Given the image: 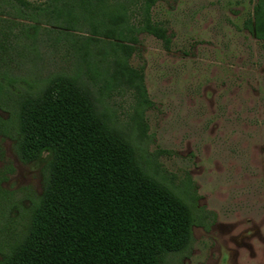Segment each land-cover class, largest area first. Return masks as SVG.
Returning <instances> with one entry per match:
<instances>
[{
    "label": "rangeland",
    "instance_id": "obj_1",
    "mask_svg": "<svg viewBox=\"0 0 264 264\" xmlns=\"http://www.w3.org/2000/svg\"><path fill=\"white\" fill-rule=\"evenodd\" d=\"M254 2L158 0L153 20L167 28L170 47L143 33L131 59L134 67L144 68L154 102L146 114L150 150L170 151L160 160L163 166L180 179L191 177L201 196L199 206L216 216L210 233L194 229L192 255L185 264H264V45L245 28ZM49 45L38 43L46 71L66 69V60ZM24 74L25 68L16 71ZM114 102L124 119L131 111L132 97H117ZM90 118L87 108L64 85H57L46 102L31 106L26 115L29 141L24 147V157L31 161L23 162L14 143L0 138L6 161L15 169L4 188L16 192L15 199H22L24 191L40 194L42 171L52 157L44 147L56 144L61 150L57 181L68 190L73 185L74 197L62 191L66 200L61 202L56 192L50 203L61 206L65 222L78 219L87 194L79 192L87 180L86 167L92 171L99 164L102 168L103 160H97L95 152L113 149L100 133L99 123ZM114 151L127 159L125 148ZM88 192L91 200L111 199L100 185H88ZM174 209L172 215L179 217L165 228L170 226L171 247L178 249L184 243L185 220ZM115 221L112 217L110 227L92 235L107 243L106 252H115L113 264H141L139 257L148 261L143 231L149 230L150 221L143 224V215L127 233L122 224L110 233ZM39 245L35 242L14 264H27ZM76 248L77 262L91 249L85 243ZM176 259L170 257L174 264Z\"/></svg>",
    "mask_w": 264,
    "mask_h": 264
},
{
    "label": "trees",
    "instance_id": "obj_2",
    "mask_svg": "<svg viewBox=\"0 0 264 264\" xmlns=\"http://www.w3.org/2000/svg\"><path fill=\"white\" fill-rule=\"evenodd\" d=\"M157 1L0 0V110L6 115L0 116V134L12 138L16 154L23 162H30L24 157L29 141L28 109L46 102L57 85H64L87 108L89 118L99 123L100 133L113 143V149L95 152V158L103 160L102 168L99 164L92 171L86 167L87 180L79 188V192H87L82 210L78 219L68 222L61 206L50 203L56 192H60L61 202L66 200L62 191L74 197L73 185L68 190L56 178L61 160L58 145L44 147L52 157L42 171L43 190L37 196L24 191L22 199H15L16 192L1 186L6 177L0 172V264H14L35 242L40 244L38 253L31 255L27 264H113L115 252H106L103 247L107 243L92 235L110 227L112 217L116 221L110 233L121 224L127 233L143 215V224L150 221L149 230L143 231L150 258L144 261L139 257L141 264H174L172 256L177 264H184L192 255L194 227L209 232L216 223L214 213L199 206L201 196L194 180L189 176L180 179L163 166L160 160L170 151L150 150L146 114L154 102L144 68L134 67L131 59L143 33L170 47L167 28L153 20ZM254 3L245 28L264 45V0ZM39 42L56 48L67 68L46 71ZM24 68L26 74L16 75ZM125 95L132 97L133 104L121 119L114 99ZM118 147L125 148L127 159L114 151ZM86 148L88 151L89 145ZM0 154L4 158L2 149ZM6 169L15 170L10 164ZM88 185H100L101 192H109L111 199L97 201L95 196L91 200ZM174 207L185 220L184 243L178 249L171 247L170 226L165 228L179 217L172 215ZM82 243L91 249L77 262L76 247Z\"/></svg>",
    "mask_w": 264,
    "mask_h": 264
},
{
    "label": "flooded vegetation",
    "instance_id": "obj_3",
    "mask_svg": "<svg viewBox=\"0 0 264 264\" xmlns=\"http://www.w3.org/2000/svg\"><path fill=\"white\" fill-rule=\"evenodd\" d=\"M0 116H3V117H5L6 118V115L0 110ZM0 138L3 140H9L10 142H12V143H14V150H15V141L12 139V138H10V137H7V136H4V135H1L0 134ZM0 149H2V147L0 146ZM3 150V149H2ZM5 154V153H4ZM7 159H6V156H4V158L1 156V154H0V161L2 162V166L0 167V172H1V175L3 176H5L6 177V180H4V181H2V183H1V186L4 188V184L6 183V182H8L9 181V178H10V176L11 175H13L14 174V172H15V170H14V172H9V171H7V165L9 164V162H7L6 161ZM13 167V166H12ZM14 168V167H13ZM215 225V224H214ZM213 225V226H214ZM212 226V227H213ZM196 227H194V229H195ZM203 231H205L203 228H201ZM211 230H212V228H211ZM211 230L209 231V232H207V231H205L206 233H210L211 232ZM191 258V257H190ZM190 258H188V259H185L184 261H187V260H189ZM184 264H185V262H184Z\"/></svg>",
    "mask_w": 264,
    "mask_h": 264
}]
</instances>
